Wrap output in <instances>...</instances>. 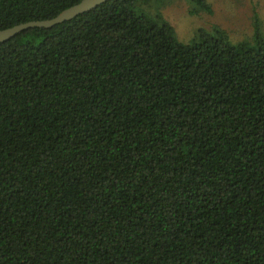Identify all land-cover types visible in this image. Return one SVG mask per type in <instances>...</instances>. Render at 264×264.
<instances>
[{"label": "trees", "instance_id": "1", "mask_svg": "<svg viewBox=\"0 0 264 264\" xmlns=\"http://www.w3.org/2000/svg\"><path fill=\"white\" fill-rule=\"evenodd\" d=\"M137 1L0 42V264H264V37L181 43Z\"/></svg>", "mask_w": 264, "mask_h": 264}, {"label": "rangeland", "instance_id": "2", "mask_svg": "<svg viewBox=\"0 0 264 264\" xmlns=\"http://www.w3.org/2000/svg\"><path fill=\"white\" fill-rule=\"evenodd\" d=\"M201 3V4H200ZM138 0L135 8L170 24L181 43L222 30L233 44L264 37V0Z\"/></svg>", "mask_w": 264, "mask_h": 264}, {"label": "water", "instance_id": "3", "mask_svg": "<svg viewBox=\"0 0 264 264\" xmlns=\"http://www.w3.org/2000/svg\"><path fill=\"white\" fill-rule=\"evenodd\" d=\"M106 0H80L77 3L63 9L52 18L42 20H30L13 26L0 29V42L5 41L22 30L32 27H51L55 24L69 20L83 12L89 11Z\"/></svg>", "mask_w": 264, "mask_h": 264}]
</instances>
